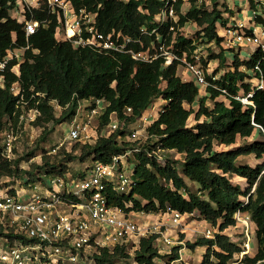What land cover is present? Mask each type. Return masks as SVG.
<instances>
[{
	"label": "trees",
	"instance_id": "16d2710c",
	"mask_svg": "<svg viewBox=\"0 0 264 264\" xmlns=\"http://www.w3.org/2000/svg\"><path fill=\"white\" fill-rule=\"evenodd\" d=\"M71 1L77 9L96 12L101 31L116 30L131 37L128 48L135 51L148 49L153 43H164L183 55L184 52L191 54L203 41L213 42L220 50L211 49L207 57L202 56V62L206 69L211 60H218L219 68L213 73L206 72L209 84L202 92L193 79L184 78L178 72V60L165 64L163 57L143 61L128 52H100L74 46L62 37L59 14L51 13L46 3L34 9L33 17L47 18V22L27 39L25 22L11 15L17 0H0V58L6 56L10 47L30 44L24 50L18 72L11 70L17 60L9 62L7 85L0 86V194L15 193L16 183L25 187H32L40 180L46 183L52 176L67 173L69 163L77 158L89 163L109 162L114 155L132 151L127 157L132 167L131 189L117 192L109 187L112 205L126 212L154 213L171 207L184 213L194 212L218 225L220 231L215 239L201 237L186 243L190 247L206 248L200 264L230 262L240 250V242L233 240L226 229L237 224L238 210L247 212L251 215L257 242L254 253L246 260L255 263L264 259V88H256L252 81L256 64H260L264 75V57L260 48L249 58H240L235 53L229 69L219 74L231 55L223 47L225 36L219 33V25H232L230 15L224 16L233 12L226 7L227 1L209 0L210 6L205 0H189L190 7L182 11L184 0H177L178 21L170 20L161 26L158 13L163 0ZM248 1L252 9L262 3ZM26 15L31 17L28 11ZM190 21L200 27L194 36L180 30ZM158 35L161 40L157 39ZM15 80L25 89L26 99L34 95L30 105L34 99L39 101L41 114L33 124L43 127V131L33 143L37 147L32 145L26 154L9 157L2 139L7 120L12 118L17 122L18 115L14 113L20 111L18 96L10 88ZM250 91H253L252 103H244L237 97ZM54 99L62 106L60 113L56 111ZM96 99L107 102L95 120L98 136L91 142L76 141L69 147H60L56 153H49L44 143L51 133L59 124L76 116L82 100L95 104ZM160 99L165 102L147 124V138L141 142L127 140L129 125L140 121ZM112 113L124 125L102 134ZM192 116L194 124L190 123ZM220 145L224 148L218 149ZM39 149L43 153L41 162L30 160ZM174 150L180 156H175ZM250 155L255 157V162L242 158ZM233 176L244 179L247 187L244 189L235 183ZM0 236L12 237V231L0 225ZM180 247L175 245L172 253H162L156 245V235L142 236L135 249L129 250L126 245L103 249L95 260L98 264H119V260H127L126 264H153L157 258L179 257ZM176 264L186 263L180 260Z\"/></svg>",
	"mask_w": 264,
	"mask_h": 264
},
{
	"label": "built area",
	"instance_id": "2783aa9c",
	"mask_svg": "<svg viewBox=\"0 0 264 264\" xmlns=\"http://www.w3.org/2000/svg\"><path fill=\"white\" fill-rule=\"evenodd\" d=\"M163 1L165 2L160 6L158 13L160 26L170 20L175 21L173 19L178 15L175 9L177 0ZM44 3L51 13L59 14L62 37L70 40L74 46L90 47L100 52H128L133 58L143 61H153L163 57L165 64L178 60L179 66L184 65L192 74L190 79L199 86L205 87L209 84L200 47L191 54L184 52L183 55L174 51L172 45L166 46L164 43L160 45L153 43L148 49L135 51L133 48H128V43L132 41L131 37L121 31L112 30L108 33L101 31L97 26L96 12L86 8L77 9L71 0H17V6L12 9L11 15L25 22L27 39L48 20L47 18L38 20L33 17L34 9ZM26 11L31 17H27ZM171 29H174V25H171ZM225 30L227 34L225 41L229 45H256L257 49H261L264 57V2L257 8L251 9L249 20H239L236 24L225 27ZM143 31L146 32L145 27ZM157 39L161 40L160 35ZM29 47V43L21 48L10 47L6 56L0 58V86L7 85L6 70L9 62L13 59L17 60L11 70L18 72L20 62L24 60V54L21 55L18 51H24ZM253 73L252 80L255 87L264 88V75L259 63L254 66ZM10 88L18 96L20 111L14 113L18 115L17 122L12 118L7 120L2 143L7 156L14 157L16 142L24 133L28 135V129H32L33 122L41 111L38 100L34 99L33 104L30 105L34 95L26 99L25 89L19 80H15ZM39 94L43 95L40 92ZM252 95L253 91H250L237 97L244 103H252L250 100ZM53 101L56 111L60 113L62 106L56 99ZM106 105L107 102L103 99H96L95 104L89 102L85 105L81 101L76 116L71 120L72 125L67 135L51 146H46L48 139L44 147L49 153H56L64 145L69 147L70 141L85 143L94 140L96 136H92L90 130ZM154 107L155 104L151 108ZM81 109L85 110V118L77 121ZM140 122L141 128L146 127V119L142 118ZM122 125L124 122L116 113H112L110 122L102 134L110 133ZM139 128H135L132 132V137L135 139L140 133ZM131 153L132 151H128L114 155L109 162L92 161L76 175L68 171L63 175L48 178L46 183L40 180L32 187L20 186L15 193L2 192L0 225H3L7 231L11 230L12 237L0 236V264H98L95 256L101 254L103 249L113 250L118 245H126L127 249L131 250L129 243L134 244L133 249H135L142 236L151 235H156V245L160 252L162 248L159 247L158 241L168 247L166 251L168 253H172L175 245L181 246L178 249L179 257L169 260L157 258L153 264H176L183 260L186 243L182 239L174 240L169 234V228L181 225L186 218L194 215V212L184 213L168 207L165 212H158L160 216L168 217L166 221L140 222L137 213L150 215L156 212H126L109 202V187L117 192H128L131 189L132 167L127 159ZM35 157H31V160ZM235 217L244 238L240 241V250L228 264L264 263V259L255 263L246 260L247 256L254 253L255 247L252 239L254 224L251 215L238 210ZM201 219V223L204 222L203 237L215 239L220 231L219 226L204 218Z\"/></svg>",
	"mask_w": 264,
	"mask_h": 264
},
{
	"label": "rangeland",
	"instance_id": "374dc122",
	"mask_svg": "<svg viewBox=\"0 0 264 264\" xmlns=\"http://www.w3.org/2000/svg\"><path fill=\"white\" fill-rule=\"evenodd\" d=\"M206 2H209V0H205ZM223 1H227V6L228 8L232 9V13H224V16H229L232 17L233 16V20H231L230 24H236V22H238V20L243 19V13L246 15V17H249V15L251 14V7L249 4L248 0H220V2ZM229 4L232 6L230 7ZM212 4L210 3V6ZM190 7V2L189 0H184L183 5H182V11H187L188 8ZM221 8H225L224 5H220ZM239 13V15H238ZM242 13V15H241ZM238 16H240V18H238ZM179 19V15H177L176 19L173 20H178ZM247 21V19H245ZM249 20V18H248ZM199 26L194 22V21H190L187 24H185L183 27L180 28V30L187 36H194L196 34V32L199 30ZM219 33L223 36H227L226 34V30L225 27L219 25ZM223 47L227 50V53H231V55L228 57V62L227 65H225L224 67L221 68V72L219 74H222L224 71L228 70L230 65L233 63V59L231 56L235 53L240 54V58H249L250 54L253 51L257 50V46L253 45V44H243V45H229L226 41L223 42ZM211 49H216V50H220L219 46L215 47V44L209 43V42H205L203 41V43H200V49L199 51L203 54L204 57H207L209 55V52H211ZM21 55L24 54L23 50H19L18 51ZM232 66V65H231ZM244 66H242L243 68ZM219 68V61L218 60H211L208 63V66L206 68V71L209 73H213V71ZM178 72L180 74H182L184 77H192V74L190 73V71L184 66V65H180ZM253 81V80H252ZM202 89V92H204V86H200ZM89 103V101L86 100H82V104L85 105ZM209 104H212L211 101H208ZM85 118V110L81 109L78 116H77V121H82ZM190 123L194 124V118L193 116L190 118ZM72 125V121H66L63 122L61 124L58 125V127L56 128V130L51 133L49 140L46 143V146H51L53 143H56L57 141L61 140L64 138V136L67 135L68 131H69V127ZM98 122L94 121V124L92 125L91 128V134L92 136H98V134L100 133L98 130ZM142 123L140 121L135 122L133 124H130L129 127L127 128L129 130L126 139L129 140H136L138 139L139 142L144 141L147 136H148V131H147V127L148 126H144L142 127ZM140 127V128H139ZM135 128H139L140 133L138 135V137L135 139L132 137V132ZM43 131V127H39L37 125H33L32 129H28V135H24L20 138L19 141L16 142V154L18 156L26 154L27 151L31 150V146L34 145V147L36 146V144H33L34 141L37 140V138L39 137V135L42 133ZM27 132V130H26ZM92 137V138H94ZM93 141V140H92ZM71 141L69 142V145H71ZM33 147V148H34ZM37 147V146H36ZM218 149H222L224 148L223 145L217 146ZM37 155L34 158V160L41 162L42 156L40 155L41 151L40 149L37 151ZM175 156H180V154L177 151H173ZM244 158V161H249V162H255V157L253 155H250L249 157H242ZM31 160V158H30ZM24 166H28L27 162H23L22 163ZM87 164H89V161H81L79 158H77L76 160L72 161L69 163V171L73 174L76 175L78 174V172H80L81 170H83L84 167L87 166ZM233 181L235 183H238L239 185H241L244 189L247 187V182L244 179H241L240 177H232ZM191 185L196 188V184L191 183ZM14 186H17V190L20 188V186H18V184L16 183ZM136 215L138 219H140V222L143 221H149V222H154V221H158V222H164L166 221V219L168 217H162L160 216V214L156 213V214H150V215H144V214H139L137 213ZM201 218L195 213L194 215L186 218L181 225H177V226H170L169 228V234L172 236V238L174 240H178V239H182L185 241V243H187V241L190 242H195L198 239H200L201 237L204 236V222L201 223ZM166 226L164 225V228ZM226 231L230 232V236L233 240H237V241H241L244 238V235L242 233V230L240 228V226L237 224L235 226H230L226 229ZM252 239L254 241V244H256L257 240H256V233L253 231L252 232ZM162 248V253H166V251L168 250V247H166L162 242H157ZM129 245L131 246V250H133V246L134 244L129 243ZM206 248L202 245H196L195 247H190L189 245L186 244V249L184 250V259L183 261L186 264H200L201 259L203 257V254L205 252ZM170 257L166 258V260H168ZM127 261V260H126ZM126 261L120 262V260L118 261L119 264H126ZM131 261V260H130Z\"/></svg>",
	"mask_w": 264,
	"mask_h": 264
},
{
	"label": "crops",
	"instance_id": "0c3cea01",
	"mask_svg": "<svg viewBox=\"0 0 264 264\" xmlns=\"http://www.w3.org/2000/svg\"><path fill=\"white\" fill-rule=\"evenodd\" d=\"M262 3L264 2V0H261ZM230 7H232L230 4H229ZM239 15V13H238ZM242 15V13H241ZM250 16V15H249ZM238 18H240V16H238ZM249 17H246V15L243 13V19H240V20H244V19H247L248 20ZM233 20V16L230 17V21ZM239 21V20H238ZM187 79H190L189 77H186ZM165 102L164 99H160L158 100L156 103H155V107L154 108H150L148 109L144 116H143V119H146V126L147 124H149L153 119L154 117L157 115L158 113V110L159 108H161L162 104ZM141 120V119H140Z\"/></svg>",
	"mask_w": 264,
	"mask_h": 264
}]
</instances>
